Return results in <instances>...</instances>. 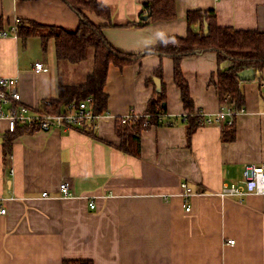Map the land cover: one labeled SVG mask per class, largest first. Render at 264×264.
Listing matches in <instances>:
<instances>
[{
    "label": "crops",
    "instance_id": "0c3cea01",
    "mask_svg": "<svg viewBox=\"0 0 264 264\" xmlns=\"http://www.w3.org/2000/svg\"><path fill=\"white\" fill-rule=\"evenodd\" d=\"M98 1L116 9L114 21L138 23L150 0ZM176 2L173 19L106 25L105 34L119 50L139 54L167 35L186 36L187 12L197 8L215 11L221 26L264 31V0ZM88 16L97 24L106 22L95 13ZM20 18L71 28L81 20L63 0H0V28ZM27 41L20 35L0 41V74L19 78L23 102L33 108L56 99L62 83L81 82L92 69V56L79 63L59 61L54 38L46 50L39 35ZM36 61L45 68L37 72ZM160 65L168 115L180 122L143 130L140 154L127 153L117 146L116 117L145 112L155 88L161 90L146 79ZM181 65L196 108L215 116L222 102L209 81L218 69V54L201 51ZM259 77L241 82L245 103L235 118L232 141H223L221 124L214 122L200 126L188 145L187 110L174 80L173 59L155 54L123 68L110 66L105 87L109 110L94 133L76 126L15 131L11 156L5 158L4 137L14 132L0 118V202L7 208L0 214V264L75 259L94 264H264V194H218L224 183L244 179L248 163H264V68ZM65 180L70 196L60 191ZM184 181L194 192L190 211L184 205Z\"/></svg>",
    "mask_w": 264,
    "mask_h": 264
},
{
    "label": "trees",
    "instance_id": "16d2710c",
    "mask_svg": "<svg viewBox=\"0 0 264 264\" xmlns=\"http://www.w3.org/2000/svg\"><path fill=\"white\" fill-rule=\"evenodd\" d=\"M80 17V25L76 28L55 24H42L37 21L22 19L19 23V35L26 43L27 38L39 35L42 39L44 50L48 47L51 38L56 42V55L59 61L79 63L93 59L90 73L81 82L62 83L59 95L52 99V105L44 107L48 110L59 112L69 103H79L81 100L93 98L94 110L98 114L108 113L109 94L105 87L108 79L109 68L112 64L123 68L135 63L147 54H155L160 58L170 57L174 62V80L180 89L183 106L187 110L184 118L185 135L190 146L194 132L205 125L204 115L196 108L195 100L191 94L190 84L182 69V60L201 51H215L218 54L219 66L211 75L210 84L215 85L222 106L231 105L241 110L245 103V94L239 77V72L246 68H255L262 71L264 68V31L259 29H235L221 26L218 23L215 11L203 9H190L187 12L188 32L186 36L167 35L155 46L137 53H126L116 48L107 38L104 28L109 26H144L159 19H173L177 16L176 0H150L144 2L141 13H150L147 19L140 22L127 20L114 21L116 9L98 0H63ZM88 12L95 13L106 22L97 24ZM206 24L209 32H205ZM45 27L46 29H42ZM260 78V77H259ZM157 80H159L157 84ZM147 83H155L161 90L155 88V93L148 101L144 114L131 112L130 120L123 121V116L116 117L115 130L120 139L117 145L121 150L134 155L140 154V140L143 130L156 126L177 125L179 117L168 115L167 92L164 82L163 65L158 66L146 79ZM43 107V104H42ZM146 114L149 116L147 117ZM223 141H232L236 138V121L229 123L220 122ZM34 127L21 126L19 131H34ZM90 133L94 128L82 127ZM17 132L5 135L3 148L5 158L12 153L13 137ZM63 264H94L92 260L75 259L65 260Z\"/></svg>",
    "mask_w": 264,
    "mask_h": 264
},
{
    "label": "built area",
    "instance_id": "2783aa9c",
    "mask_svg": "<svg viewBox=\"0 0 264 264\" xmlns=\"http://www.w3.org/2000/svg\"><path fill=\"white\" fill-rule=\"evenodd\" d=\"M20 19L12 22L10 26L0 28V41L7 36L18 37ZM44 69L41 61L35 63L37 72ZM19 79L14 76L0 74V118L8 120L9 129L14 131L18 125L36 126L40 130L51 131L53 129H69L74 126H82L88 122H98L101 115L93 110V98L88 97L79 104L70 103L65 110L50 112L46 110L33 109L23 102L22 95L18 87ZM47 103H50L48 101ZM235 111L228 106L220 111L217 119H225L229 116L228 122L232 123ZM128 119V117H126ZM126 118L124 119L126 121ZM209 122L213 118H208ZM95 124L94 126H96ZM63 195L72 194L71 185L68 181H63L60 185ZM184 205L187 211L191 210V196L194 194L189 183H182ZM264 193V164H248L244 170V179L241 182L224 183L218 194L222 197L244 196L249 193ZM44 197L48 192H43ZM91 208L96 207L94 201H90ZM7 208L0 204V214H5ZM234 243L235 240L230 241Z\"/></svg>",
    "mask_w": 264,
    "mask_h": 264
},
{
    "label": "bare ground",
    "instance_id": "6f19581e",
    "mask_svg": "<svg viewBox=\"0 0 264 264\" xmlns=\"http://www.w3.org/2000/svg\"><path fill=\"white\" fill-rule=\"evenodd\" d=\"M148 14V13H147ZM20 21H21V18H20ZM37 62V61H36ZM41 62H43V61H41ZM43 64H44V62H43ZM44 68H45V64H44ZM9 76V75H8ZM15 77V76H14ZM19 79V78H18ZM243 81H245V80H243ZM18 87H19V82H18ZM20 90V89H19ZM21 92V91H20ZM22 95V94H21ZM90 97V96H89ZM85 99H87V98H85ZM22 100H23V97H22ZM84 100V99H83ZM48 101H50V103H47ZM52 99H45L44 101H43V107H39V108H37V109H40V110H46V111H50V112H54V111H51V110H48V109H46V108H44V107H48V106H51L52 105ZM82 101V100H81ZM80 101V102H81ZM79 102V103H80ZM71 103H75V102H71ZM79 103H75V104H79ZM70 104V103H69ZM68 104V105H69ZM28 105V104H27ZM67 105V106H68ZM30 106V105H29ZM66 106V107H67ZM228 106H230L234 111H235V114L233 115V117H232V123L235 121V118H236V116H237V113L239 112V111H242V109L241 110H239V109H235V108H233L231 105H224V106H222L221 107V109L219 110V112L220 111H222V110H224L225 108H227ZM31 107V106H30ZM66 107L65 108H63V110H65L66 109ZM92 107H93V110H94V101H93V103H92ZM31 108H33V107H31ZM33 109H36V108H33ZM94 112H95V110H94ZM132 112V111H131ZM135 112V111H134ZM219 112H217V114L215 115V116H213V115H204V122H206V123H214V122H222V121H226V122H228V120H229V116L227 117V118H225V119H221V120H219V119H217V115H218V113ZM96 113V112H95ZM136 114H144V113H137V112H135ZM96 114H98V113H96ZM105 114H107V113H104V114H99V115H101V117L103 116V115H105ZM146 116L148 117L149 115L148 114H146ZM100 117V118H101ZM126 117H128V119L126 118ZM130 117H131V113H129L127 116H123V121H125L124 119L126 118V121L125 122H127V121H129L130 120ZM213 118V121L212 122H209L208 121V118ZM99 118V119H100ZM98 122H99V120H98ZM98 122H88L87 124H85V125H82V126H76V127H80V128H82V127H84V126H86V127H90V128H94V129H96V127L98 126ZM230 123V122H229ZM95 124H97L96 126H94ZM231 124V123H230ZM19 126H30V127H34V128H37L36 126H31V125H18L17 126V128L14 130V131H11L10 129V131L11 132H15V131H17V129L19 128ZM38 129V128H37ZM58 129V128H57ZM59 129H62V128H59ZM38 130H40V129H38ZM53 130H55V129H53ZM248 164H253V163H248ZM247 164V165H248ZM264 164V163H263ZM246 168V167H245ZM65 181H67V180H65ZM69 182V181H68ZM241 182V181H240ZM62 183V182H61ZM70 183V182H69ZM238 183V182H237ZM61 185V184H60ZM192 187V186H191ZM193 189V188H192ZM60 191L62 192V190H61V187H60ZM71 191H72V189H71ZM253 193H255V192H253ZM63 194V193H62ZM72 194H73V191H72ZM71 194V195H72ZM249 194H251V193H249ZM259 194H264V193H259ZM248 195V194H247ZM247 195H244V196H247ZM70 196V195H69ZM244 196H241V197H244ZM0 204L1 205H3L1 202H0ZM4 206V205H3ZM232 240V239H231ZM230 240V241H231ZM235 240V239H234ZM231 243V242H230ZM232 244V243H231Z\"/></svg>",
    "mask_w": 264,
    "mask_h": 264
},
{
    "label": "water",
    "instance_id": "95a60500",
    "mask_svg": "<svg viewBox=\"0 0 264 264\" xmlns=\"http://www.w3.org/2000/svg\"><path fill=\"white\" fill-rule=\"evenodd\" d=\"M151 15V12L148 14H144L141 16L142 19H147L149 16ZM205 32L208 33L209 32V26L206 24L205 27ZM260 76V71L256 70L255 68H246L243 69L239 72V77L242 80H252L255 79L256 77ZM157 82H159V80H157Z\"/></svg>",
    "mask_w": 264,
    "mask_h": 264
},
{
    "label": "rangeland",
    "instance_id": "374dc122",
    "mask_svg": "<svg viewBox=\"0 0 264 264\" xmlns=\"http://www.w3.org/2000/svg\"><path fill=\"white\" fill-rule=\"evenodd\" d=\"M96 16H98V15H96ZM98 17H99V16H98ZM101 18H102V17H101ZM42 29H44V30H45L46 28H45V27H43ZM22 40H23V39H22ZM27 40H29V38H27ZM27 42H28V41H27ZM35 63H36V62H35ZM190 186H191V185H190Z\"/></svg>",
    "mask_w": 264,
    "mask_h": 264
}]
</instances>
